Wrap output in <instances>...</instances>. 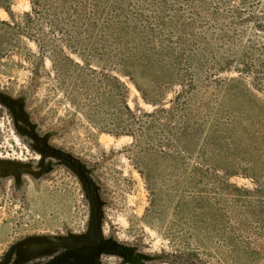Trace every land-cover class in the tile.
I'll use <instances>...</instances> for the list:
<instances>
[{
    "label": "rangeland",
    "instance_id": "374dc122",
    "mask_svg": "<svg viewBox=\"0 0 264 264\" xmlns=\"http://www.w3.org/2000/svg\"><path fill=\"white\" fill-rule=\"evenodd\" d=\"M0 161V263L99 211L150 264H264V0H0Z\"/></svg>",
    "mask_w": 264,
    "mask_h": 264
},
{
    "label": "flooded vegetation",
    "instance_id": "af4514ba",
    "mask_svg": "<svg viewBox=\"0 0 264 264\" xmlns=\"http://www.w3.org/2000/svg\"><path fill=\"white\" fill-rule=\"evenodd\" d=\"M36 153L38 154V151ZM52 153L54 152H51V153L49 152L48 155L57 160H63L66 162H70L69 159L65 157L64 155L56 153L58 155L64 156L67 160L61 159L56 156H52L51 155ZM17 165H19L18 161H0V177H2L3 175H7V174L13 175L14 174L13 169L17 168L18 167ZM36 166L38 168V160L36 164L32 162V168L34 169V167ZM78 169L80 168H77V171ZM80 170L82 171V169ZM90 237L100 240L98 256L95 261V264H106L112 258H117L119 260L117 264H150L149 263V251L145 254H142V253L137 254V250L134 245L130 246L128 243H120L112 239H108V237L105 235L104 223H103V220H102V217L99 211H96L95 227L93 228V234L89 236L78 237L72 242H69V241L65 242V241L57 240L55 242L50 241V242H46V244L44 243L43 244L44 246L42 247L44 249L43 250L44 253L45 254L51 253V254L42 260L40 258L41 257L40 256L41 242L38 236L31 237V239L30 238L26 239V241L22 238H20V240L16 239L15 240L16 243L13 244L14 249L10 251V256L14 257V259H11V263H7V259H6L7 253H6L5 259L2 260L3 263H0V264H49L53 262L55 259H57L59 256H61L62 254L69 252L71 250L87 249V248L92 249V245L78 243V240L84 239V238H90ZM30 244L31 246L29 247ZM25 247H28V251L26 252H24L23 250V248ZM24 253L29 256L25 255ZM169 261L170 260H168L167 262ZM156 264H159V263L156 262ZM167 264H171V263H167Z\"/></svg>",
    "mask_w": 264,
    "mask_h": 264
},
{
    "label": "water",
    "instance_id": "95a60500",
    "mask_svg": "<svg viewBox=\"0 0 264 264\" xmlns=\"http://www.w3.org/2000/svg\"><path fill=\"white\" fill-rule=\"evenodd\" d=\"M52 156L59 157L61 159L67 160L64 156L52 153ZM82 179L87 183L88 179L85 174L78 169ZM78 243L92 245V249H75L69 252H66L55 259L49 264H95V261L98 256L100 240L96 238H84L78 240ZM66 244V243H64Z\"/></svg>",
    "mask_w": 264,
    "mask_h": 264
},
{
    "label": "trees",
    "instance_id": "16d2710c",
    "mask_svg": "<svg viewBox=\"0 0 264 264\" xmlns=\"http://www.w3.org/2000/svg\"><path fill=\"white\" fill-rule=\"evenodd\" d=\"M44 151H46L47 152V149H44ZM45 160H57V159H55V158H53V157H50L47 153H46V155H45Z\"/></svg>",
    "mask_w": 264,
    "mask_h": 264
}]
</instances>
